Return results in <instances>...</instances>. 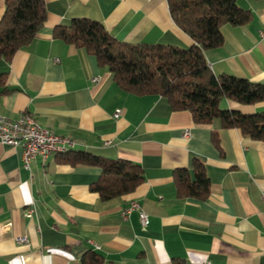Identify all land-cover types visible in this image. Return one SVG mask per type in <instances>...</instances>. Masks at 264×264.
<instances>
[{"label": "crops", "instance_id": "1", "mask_svg": "<svg viewBox=\"0 0 264 264\" xmlns=\"http://www.w3.org/2000/svg\"><path fill=\"white\" fill-rule=\"evenodd\" d=\"M44 3L46 18L33 40L10 62L0 59L6 76L0 113L11 119L31 113L75 144L43 164L34 159L28 172L22 147L0 142V264H77L88 250L104 264H264V142L224 129L218 120L195 124L164 97L127 93L94 56L53 37L55 27L85 18L121 42L188 48L193 41L172 21L166 0ZM236 3L252 20L223 25V42L205 52L206 62L215 75L264 84V0ZM3 11L0 0V18ZM220 106L247 114L264 110V102L222 100ZM69 150L138 164L143 182L103 201L90 190L98 168L57 161L56 154ZM193 159L203 163L209 180L205 200L175 195L173 172L191 173ZM131 202L146 213V227L136 212L123 220Z\"/></svg>", "mask_w": 264, "mask_h": 264}, {"label": "trees", "instance_id": "2", "mask_svg": "<svg viewBox=\"0 0 264 264\" xmlns=\"http://www.w3.org/2000/svg\"><path fill=\"white\" fill-rule=\"evenodd\" d=\"M166 2L174 24L193 41L190 47L121 42L100 22L85 18L55 27L53 37L94 56L97 66L111 73L114 84L127 93L164 97L172 111L188 112L195 124L218 120L224 129H239L243 135L264 142V110L247 114L220 106L222 100L243 105L264 102V84L229 74L215 75L206 66L205 58L207 50L221 46L223 25H244L252 20V14L240 8L236 0ZM45 18L44 0H4L0 59L10 62L18 50L33 40ZM5 77L0 74V84L5 83ZM212 141L219 147L215 132ZM56 159L73 167L98 168L100 174L90 184V190L103 201L133 192L144 179L138 164L123 159L73 150L56 154ZM191 173L187 168L173 172L176 197L205 200L209 196V180L198 159H193ZM77 264H104V259L88 250Z\"/></svg>", "mask_w": 264, "mask_h": 264}, {"label": "built area", "instance_id": "3", "mask_svg": "<svg viewBox=\"0 0 264 264\" xmlns=\"http://www.w3.org/2000/svg\"><path fill=\"white\" fill-rule=\"evenodd\" d=\"M260 36L264 38V29L260 31ZM206 66L210 69L211 63L206 62ZM97 77L92 81H96ZM30 116V124H20L19 117L11 119L0 113V142L4 145L21 146L22 147V167L30 172L31 162L39 158L43 164L44 158H48L49 149L74 147V141L65 136H61L52 129L41 126L34 115L31 113H22ZM120 110L114 112L113 117L118 118ZM185 136L188 131H184ZM136 212L140 223L143 227L148 225V217L140 208L137 202H131L130 205L122 211L123 220H127L128 216ZM31 213L26 212L25 216L30 217ZM17 241L24 242L25 238H18ZM204 264H210L206 262Z\"/></svg>", "mask_w": 264, "mask_h": 264}, {"label": "bare ground", "instance_id": "4", "mask_svg": "<svg viewBox=\"0 0 264 264\" xmlns=\"http://www.w3.org/2000/svg\"><path fill=\"white\" fill-rule=\"evenodd\" d=\"M19 121H20V124H30V116L27 115V114H23L19 117ZM71 148V147H69ZM69 148H57V149H49V155L48 157L53 154V153H57L59 151H66L68 150ZM47 158H44V161H46ZM43 161V162H44Z\"/></svg>", "mask_w": 264, "mask_h": 264}]
</instances>
